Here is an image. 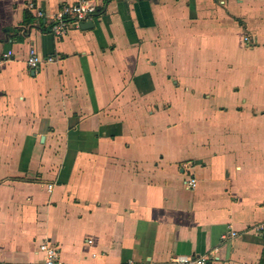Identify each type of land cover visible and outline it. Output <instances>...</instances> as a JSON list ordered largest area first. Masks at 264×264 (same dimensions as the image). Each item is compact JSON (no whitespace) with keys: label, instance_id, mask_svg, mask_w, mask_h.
Listing matches in <instances>:
<instances>
[{"label":"crops","instance_id":"1","mask_svg":"<svg viewBox=\"0 0 264 264\" xmlns=\"http://www.w3.org/2000/svg\"><path fill=\"white\" fill-rule=\"evenodd\" d=\"M78 1L0 0V263L264 264V0Z\"/></svg>","mask_w":264,"mask_h":264},{"label":"built area","instance_id":"2","mask_svg":"<svg viewBox=\"0 0 264 264\" xmlns=\"http://www.w3.org/2000/svg\"><path fill=\"white\" fill-rule=\"evenodd\" d=\"M27 8L35 13V18L41 19L49 28V31L56 37L64 36L71 27L79 28L84 22L91 21L96 13V6L86 0H79L72 4H63L56 11L50 20H45L44 12L36 7L34 3H29ZM247 40V38H245ZM11 52L0 55V65L8 61ZM43 63L42 57L34 47L28 49L26 64L32 71H37ZM190 188H194L196 180L190 178L187 182ZM50 188V186H49ZM38 250L42 253L41 264H67L61 260L59 251L48 239H44L38 246ZM173 264H207L206 257L190 258L187 256H177L174 258ZM3 264V263H0ZM122 264H137L132 260H127Z\"/></svg>","mask_w":264,"mask_h":264},{"label":"water","instance_id":"3","mask_svg":"<svg viewBox=\"0 0 264 264\" xmlns=\"http://www.w3.org/2000/svg\"><path fill=\"white\" fill-rule=\"evenodd\" d=\"M93 26L92 21H87L84 22L80 25L81 29H87V28H91Z\"/></svg>","mask_w":264,"mask_h":264},{"label":"trees","instance_id":"4","mask_svg":"<svg viewBox=\"0 0 264 264\" xmlns=\"http://www.w3.org/2000/svg\"><path fill=\"white\" fill-rule=\"evenodd\" d=\"M108 0H104V2H107ZM98 11V10H97ZM33 19H31V18H29V16H26V19L24 20V23H23V25L25 24V25H30L31 24V21H32ZM42 25H43V23H42ZM44 30H48V27H47V29L45 28Z\"/></svg>","mask_w":264,"mask_h":264}]
</instances>
